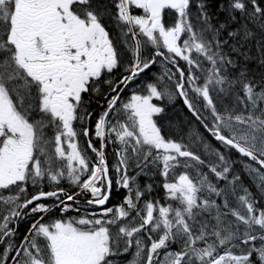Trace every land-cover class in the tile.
Listing matches in <instances>:
<instances>
[{
    "label": "snow or ice",
    "instance_id": "obj_1",
    "mask_svg": "<svg viewBox=\"0 0 264 264\" xmlns=\"http://www.w3.org/2000/svg\"><path fill=\"white\" fill-rule=\"evenodd\" d=\"M0 264H264V0H0Z\"/></svg>",
    "mask_w": 264,
    "mask_h": 264
}]
</instances>
